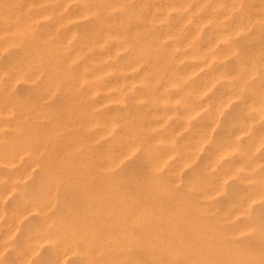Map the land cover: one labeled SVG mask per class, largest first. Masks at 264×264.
<instances>
[{
	"label": "rangeland",
	"instance_id": "1",
	"mask_svg": "<svg viewBox=\"0 0 264 264\" xmlns=\"http://www.w3.org/2000/svg\"><path fill=\"white\" fill-rule=\"evenodd\" d=\"M0 5V104L13 109L0 122L20 124L3 129L4 138L18 130V152L0 175L28 173L0 197V264L53 258L50 242L25 239L44 215L138 231L145 261L168 258L159 248L174 234L197 241L202 227L238 222L221 219L254 184L235 166L258 160L255 176L264 174V141L254 145L264 136V102L254 106L256 90L264 101V0ZM8 188L0 179V193ZM27 196L44 212L18 221Z\"/></svg>",
	"mask_w": 264,
	"mask_h": 264
},
{
	"label": "bare ground",
	"instance_id": "2",
	"mask_svg": "<svg viewBox=\"0 0 264 264\" xmlns=\"http://www.w3.org/2000/svg\"><path fill=\"white\" fill-rule=\"evenodd\" d=\"M14 1L27 3L30 0H0V3L8 5L14 3ZM100 1L104 2V4L108 2V0ZM177 1L181 6L186 5V0ZM0 7L4 6L0 5ZM83 11L79 13V16L83 15ZM24 30L22 26L13 28V31L17 33L20 31L24 32ZM26 31H29V29L26 28ZM191 57H197V53H192ZM103 59L102 55L96 58L97 61ZM109 70V68H104L102 71ZM91 75L97 76L99 72L92 70ZM255 92L254 100L256 102L254 106L258 107L264 102L263 95H260L258 90ZM193 109V105L188 106L186 113H191ZM12 113L13 109L9 103L0 104V114L4 115L2 118H7ZM10 127L19 129L20 124L9 123L5 119L1 120L0 141L4 138L3 129ZM236 132L239 133L241 130ZM17 133L18 130L14 129V137L4 138L5 144L0 147V165L9 170L13 169V164L17 159L18 147L15 146V134ZM254 140V145L256 143L258 145L264 141V136L259 133L255 134ZM217 149L219 154L226 151L221 148ZM251 156L254 159L253 153ZM236 167H242L247 170L254 184L253 190L248 193H240L237 197V201L234 202L231 210V216H222L221 219H235L238 213L241 215L239 219H235L238 222L230 227L223 228L210 224L202 227L197 241L189 238L178 239L177 234H174L171 237V243L169 242V249L165 246H159L160 253L169 255L166 259L152 256L145 261V255L141 258V251H145L147 255L149 254L145 248L149 244L148 242L145 244L141 242L138 237V231L124 228L106 230L95 224H83L75 220L68 222V224L55 223L53 218L47 215L43 216V226L34 227L31 231L27 230L25 232V239L34 247H39L41 242L44 241L52 244L54 247L53 258L43 264H58V261L64 262L66 259L83 260V263L80 264H264V174L260 177L255 176L258 172H262V167L258 160L249 162V164L242 163L235 166V169ZM27 175V169H25L23 175H18L14 172L0 175V179L4 178L5 184L9 187L8 190L0 193V197L10 192V188L13 189L11 187L13 186V180L24 179ZM35 201L30 196L21 198L14 206L15 218L20 221L21 217L32 211L36 212L37 215H41L44 212V206ZM193 209L195 210L196 208L194 207ZM193 209L187 208L185 221L196 233L198 231L191 226L193 222L191 212ZM12 229L9 228V232ZM132 246L134 248L129 249ZM151 247L150 245L148 249ZM133 254L136 256H133ZM177 259L182 260L181 263H178Z\"/></svg>",
	"mask_w": 264,
	"mask_h": 264
}]
</instances>
